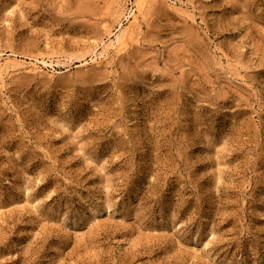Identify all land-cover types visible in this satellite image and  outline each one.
I'll list each match as a JSON object with an SVG mask.
<instances>
[{"label":"rangeland","instance_id":"1","mask_svg":"<svg viewBox=\"0 0 264 264\" xmlns=\"http://www.w3.org/2000/svg\"><path fill=\"white\" fill-rule=\"evenodd\" d=\"M134 9L0 0V264H264V0Z\"/></svg>","mask_w":264,"mask_h":264},{"label":"bare ground","instance_id":"2","mask_svg":"<svg viewBox=\"0 0 264 264\" xmlns=\"http://www.w3.org/2000/svg\"><path fill=\"white\" fill-rule=\"evenodd\" d=\"M148 2V0H135V9L131 11L130 14V21L127 23L126 26H120L118 33L114 34V38L110 39L109 43L103 46V49L100 52H97L99 44H94L93 46V56L94 61H98L97 58L100 56V58H108L109 56V50L113 49L116 53H120L127 49L130 39L135 40L137 35L135 32L140 28V15L142 14V11L145 7V4ZM108 35H112V31L108 30ZM138 33V32H137ZM113 36V35H112ZM42 65H46L47 61L45 59H40ZM13 68L12 65L9 63H1L0 64V78L2 75L7 72L9 68ZM40 68L36 63H32V69H38Z\"/></svg>","mask_w":264,"mask_h":264}]
</instances>
